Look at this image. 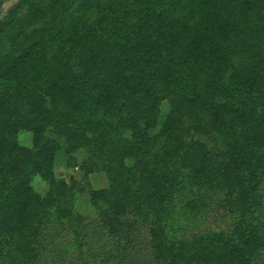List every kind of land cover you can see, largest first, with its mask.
I'll return each mask as SVG.
<instances>
[{"label": "trees", "instance_id": "obj_1", "mask_svg": "<svg viewBox=\"0 0 264 264\" xmlns=\"http://www.w3.org/2000/svg\"><path fill=\"white\" fill-rule=\"evenodd\" d=\"M102 3L116 17L81 28ZM25 5L0 22V264H259L264 0ZM78 150L85 185L55 174ZM210 203L224 228L167 234L179 204L196 218Z\"/></svg>", "mask_w": 264, "mask_h": 264}, {"label": "rangeland", "instance_id": "obj_2", "mask_svg": "<svg viewBox=\"0 0 264 264\" xmlns=\"http://www.w3.org/2000/svg\"><path fill=\"white\" fill-rule=\"evenodd\" d=\"M21 2H26V6H28L31 3H39L41 0H0V22L2 19L8 14V12L13 9L17 4ZM117 12L114 8H111L108 4L102 3L97 8L94 9L93 12H91L82 22H80V26L83 29H86L89 26H92L96 23V20L102 16L107 15L110 17H116ZM95 26V25H94ZM169 109V104L167 101H163L161 105V113L162 115L165 114ZM18 141L21 144L24 145H30L31 144V133L28 131H21L18 135ZM86 154L84 150H78L74 153V157L76 159V163L71 166H67V157L62 152L58 153L55 157V174L59 177H64L66 179L69 178L70 175H73L75 179H77L80 183H83L85 185V181L83 178L82 171L77 168L76 165L79 164L81 160L85 158ZM89 184L93 188H103L108 185V181L106 178V175L101 171H95L88 175ZM34 187L40 191L43 192L47 185L46 183L40 178L35 177L33 180ZM190 185L188 184V187ZM261 193L264 195V186L261 189ZM264 203V201H263ZM210 209L207 212V214L198 215L196 218H192L191 215L186 213V208L178 205L177 208V218L173 220L172 225H169L166 228L167 234L172 237H178V236H186L189 235L197 230H212L216 229L218 227L224 228L227 223H225V218H221V210L217 212V204L210 203ZM75 206L77 211H79L82 215L85 217H88L89 219H93L96 214V209L90 204L89 202V196L87 192H79L76 194L75 198ZM144 225H147L148 222L144 221ZM143 225V226H144ZM145 226L142 231V237L140 238V241H145ZM94 246H97L96 243H92ZM141 246H144L145 243L142 242L140 244ZM107 249H110L109 246H105L102 248V252L106 251ZM69 252L65 253L64 255L62 252H59L58 258L62 260L63 258H67ZM55 259V260H57ZM259 264H264V249L260 252V262Z\"/></svg>", "mask_w": 264, "mask_h": 264}]
</instances>
